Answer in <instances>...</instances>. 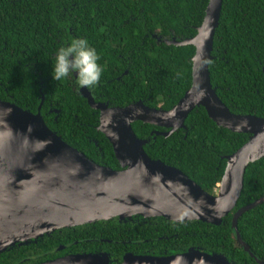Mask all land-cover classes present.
<instances>
[{"label":"trees","instance_id":"obj_1","mask_svg":"<svg viewBox=\"0 0 264 264\" xmlns=\"http://www.w3.org/2000/svg\"><path fill=\"white\" fill-rule=\"evenodd\" d=\"M208 0H0V101L32 114L95 164L121 170L112 146L98 130L93 102L123 108L137 102L164 111L174 107L192 81L194 47L168 45L192 38ZM87 39L104 68L92 88L70 73L52 77L56 54L73 39ZM208 65L211 87L233 114L264 119V0H222ZM39 108V110H38ZM147 141L146 155L181 171L209 195L214 194L225 157L243 146L248 134L233 133L210 120L202 107L191 111L184 128L132 124ZM264 196V158L249 164L232 212L220 225L133 217L66 228L0 254V264H39L45 253L67 245L70 253H105L110 264L125 254L163 257L194 248L224 256L230 264H257L237 243L233 213ZM237 231L264 264V203L243 213ZM75 242H77L75 244ZM61 253V252H59ZM56 254V255H57ZM58 256V255H57Z\"/></svg>","mask_w":264,"mask_h":264},{"label":"water","instance_id":"obj_2","mask_svg":"<svg viewBox=\"0 0 264 264\" xmlns=\"http://www.w3.org/2000/svg\"><path fill=\"white\" fill-rule=\"evenodd\" d=\"M222 0H208L204 17L192 38L168 45L194 47L191 87L168 111L142 102L123 108L94 103L98 130L112 146L121 170L93 163L47 128L39 112L32 114L0 101V254L16 245L36 242L54 231L133 217L163 218L169 222L200 221L218 226L235 208L246 168L264 158V119L233 114L211 87L208 65ZM202 107L216 126L248 134L247 142L225 157L226 166L213 195L203 191L181 171L151 160L147 141L136 137L132 124L142 122L167 132L184 128L188 114ZM39 110V108H38ZM264 203V196L238 209L231 228L238 245L255 260L237 231V220ZM41 264H110L105 253L74 255ZM120 264H230L222 255L191 248L163 257L124 255Z\"/></svg>","mask_w":264,"mask_h":264},{"label":"clouds","instance_id":"obj_3","mask_svg":"<svg viewBox=\"0 0 264 264\" xmlns=\"http://www.w3.org/2000/svg\"><path fill=\"white\" fill-rule=\"evenodd\" d=\"M100 56L87 39H73L61 47L55 59L52 77L55 81L65 80L70 73L76 74V83L92 88L100 83L104 68L98 63Z\"/></svg>","mask_w":264,"mask_h":264},{"label":"flooded vegetation","instance_id":"obj_4","mask_svg":"<svg viewBox=\"0 0 264 264\" xmlns=\"http://www.w3.org/2000/svg\"><path fill=\"white\" fill-rule=\"evenodd\" d=\"M96 103L102 104V102H96ZM76 243L77 242H75V244ZM70 250H71V248H69V246H67V245H59L58 248H56L54 250V251L58 252V254L54 253L53 251L45 253L44 254L45 255V261L42 262V263L49 262V261H54L56 259L69 257V256H74V255H83V254H78V253H70ZM59 252H61V253H59ZM125 255H127V254H125ZM39 264H41V263H39Z\"/></svg>","mask_w":264,"mask_h":264},{"label":"rangeland","instance_id":"obj_5","mask_svg":"<svg viewBox=\"0 0 264 264\" xmlns=\"http://www.w3.org/2000/svg\"><path fill=\"white\" fill-rule=\"evenodd\" d=\"M215 191L217 192V189H216V188H215L214 192H215Z\"/></svg>","mask_w":264,"mask_h":264}]
</instances>
